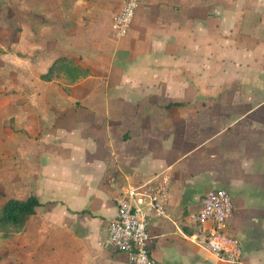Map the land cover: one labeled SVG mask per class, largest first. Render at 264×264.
Here are the masks:
<instances>
[{
  "label": "crops",
  "instance_id": "0c3cea01",
  "mask_svg": "<svg viewBox=\"0 0 264 264\" xmlns=\"http://www.w3.org/2000/svg\"><path fill=\"white\" fill-rule=\"evenodd\" d=\"M6 1L20 33L0 58V207L39 205L0 264H126L105 245L114 198L160 173L159 264H233L189 219L215 189L233 201L239 264H264V0H141L121 39L125 0ZM62 57L80 71L42 80Z\"/></svg>",
  "mask_w": 264,
  "mask_h": 264
},
{
  "label": "built area",
  "instance_id": "2783aa9c",
  "mask_svg": "<svg viewBox=\"0 0 264 264\" xmlns=\"http://www.w3.org/2000/svg\"><path fill=\"white\" fill-rule=\"evenodd\" d=\"M141 0H125L113 16L111 30L115 38L125 37ZM110 187H114L112 181ZM170 180L160 173L138 185H126L114 198L115 217L107 228L105 245L126 256V264H159L151 254L150 223L166 217ZM234 212L233 201L223 189L206 193L200 209L189 219L200 226L210 224L203 240L204 247L226 261L239 264L243 260L241 241L225 232Z\"/></svg>",
  "mask_w": 264,
  "mask_h": 264
},
{
  "label": "trees",
  "instance_id": "16d2710c",
  "mask_svg": "<svg viewBox=\"0 0 264 264\" xmlns=\"http://www.w3.org/2000/svg\"><path fill=\"white\" fill-rule=\"evenodd\" d=\"M77 71L80 69L73 66L72 61L67 58H58L49 67L48 71L41 76L42 80L50 81L61 72ZM39 202L35 197H28L25 200L8 199L0 207V234L8 238L14 233L21 232L27 220L35 212Z\"/></svg>",
  "mask_w": 264,
  "mask_h": 264
},
{
  "label": "rangeland",
  "instance_id": "374dc122",
  "mask_svg": "<svg viewBox=\"0 0 264 264\" xmlns=\"http://www.w3.org/2000/svg\"><path fill=\"white\" fill-rule=\"evenodd\" d=\"M8 2L5 0H2V4L0 5V30H1V35L2 37L0 38L1 41H5L6 43L4 44L3 48H1L2 46H0V58L4 56V52L5 54L9 51V48H7L8 46V39H10L9 34L12 32L13 34H19V25L17 26V30H11L14 29L16 26V22H9L8 19ZM10 29V30H9ZM9 31H11L9 33ZM17 32V33H16ZM6 48V49H5ZM3 236L2 234H0V243L3 241L2 240ZM1 253V251H0ZM0 259H1V254H0Z\"/></svg>",
  "mask_w": 264,
  "mask_h": 264
}]
</instances>
